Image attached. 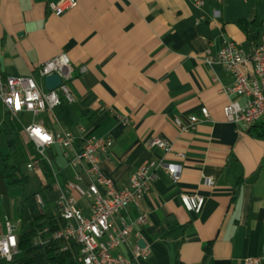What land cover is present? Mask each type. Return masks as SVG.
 Wrapping results in <instances>:
<instances>
[{"label": "crops", "instance_id": "obj_1", "mask_svg": "<svg viewBox=\"0 0 264 264\" xmlns=\"http://www.w3.org/2000/svg\"><path fill=\"white\" fill-rule=\"evenodd\" d=\"M59 1L0 0V69L5 75H36L44 62L68 57L79 115L70 129L113 140L101 166L117 187L152 161L181 166L177 182L158 166L151 192L139 207L124 211L129 220L147 216L130 241L133 246L143 240L149 251L136 264H174L177 256L185 264H245L249 257L264 264V134L254 136L251 127L240 129L224 118L223 105L243 98L221 92L234 78L215 59L224 40L251 54L264 30V0H202L201 6L194 0H76L77 7L56 15L50 3ZM244 69L251 72L252 64ZM189 115L201 120L184 132L174 118ZM40 116L50 119V130L66 128L43 114L33 118ZM8 118L0 102V133L9 135L10 145ZM22 135L26 138L24 129ZM152 136L165 138L171 150L148 148ZM47 151L60 152L65 160L57 169L50 165L56 192L76 194V172L62 149ZM209 178L212 185L206 184ZM40 179L45 182L43 174ZM5 193L0 194V237L5 218L15 216L6 186ZM183 193L204 196L199 214L185 209ZM81 204L89 214L87 202Z\"/></svg>", "mask_w": 264, "mask_h": 264}, {"label": "built area", "instance_id": "obj_2", "mask_svg": "<svg viewBox=\"0 0 264 264\" xmlns=\"http://www.w3.org/2000/svg\"><path fill=\"white\" fill-rule=\"evenodd\" d=\"M194 2L197 6L203 4L202 0ZM77 5L76 0H60L50 3V8L56 15H62ZM215 59L234 78L230 86L221 88V92L243 98V102L229 100L223 105L222 114L226 121L240 129H248L257 123L264 124V30L260 42L250 55L245 54L236 42L224 40ZM249 63L252 64L251 72L244 69ZM37 74L38 77L5 75L0 69V102L17 118L22 113H29L34 118L43 114L55 119L54 110L61 103V97L72 103L75 100L69 85L72 68L68 57L60 54L44 62ZM52 74L59 75L62 82L55 90L48 91L44 81ZM201 114L204 119L210 117V111L205 106L201 108ZM200 120L197 115H189L186 119L175 117L174 124L180 130L188 132L196 129ZM123 121L128 122V119L124 118ZM23 129L27 141L35 145L40 156L50 165L52 160L46 155V151L59 146L76 172V184L73 187L76 194L62 190L57 193L56 203L60 208V216L66 222V228L55 233L54 238L67 236L76 241L82 247L79 259L83 264H136L139 258L148 255V249L141 248L138 244L130 246L131 238L138 237L139 229L146 223V214L142 213L129 220L124 211L132 206L139 207L141 200L151 192L158 166H164L174 182L180 179L181 166L152 161L133 172L129 183L119 188L101 166V156L106 155L113 145L111 138L87 133L84 129H81L80 135L62 127L50 130L43 122L35 119ZM79 139L80 148H77ZM145 145L167 152L171 150L170 143L161 136H152ZM178 156L184 157V154L179 153ZM27 167L42 176L38 160L31 161ZM213 183L211 178L206 181L207 185ZM37 198L43 204L41 196L38 195ZM81 199L87 202L89 214L85 213ZM180 199L185 209L193 214H199L205 204V198L200 194L183 193ZM4 227L5 233L0 237V258L12 260L18 253L17 226L12 219L6 217ZM39 242L43 241L37 238L35 243ZM245 264H262V258H246Z\"/></svg>", "mask_w": 264, "mask_h": 264}, {"label": "trees", "instance_id": "obj_3", "mask_svg": "<svg viewBox=\"0 0 264 264\" xmlns=\"http://www.w3.org/2000/svg\"><path fill=\"white\" fill-rule=\"evenodd\" d=\"M38 77V74L35 75ZM55 118L64 127L73 128L79 121L78 110L74 103L61 97V103L54 110ZM11 144L1 155L4 182L14 200V223L17 226L18 253L12 260L0 258V264H83L80 261L81 246L72 238L62 236L54 238V234L66 228V222L60 216V208L56 203L57 192L54 188V176L49 162L42 158L32 142L24 140L22 125L9 111ZM25 124H29L24 117ZM51 123L47 119V124ZM254 136L264 134V124L251 126ZM80 148V145L77 146ZM38 160L45 182L27 170V165ZM21 190L20 195L14 194ZM40 195L43 204L37 196ZM169 226L160 230L164 233ZM40 238L43 242L35 243ZM211 243L205 247L206 259L211 254ZM174 264H185L177 256Z\"/></svg>", "mask_w": 264, "mask_h": 264}, {"label": "rangeland", "instance_id": "obj_4", "mask_svg": "<svg viewBox=\"0 0 264 264\" xmlns=\"http://www.w3.org/2000/svg\"><path fill=\"white\" fill-rule=\"evenodd\" d=\"M15 117V116H14ZM19 124H23L22 125V127H24V126H26L27 125V123L25 124V122H23L22 121V119H20V118H14ZM27 119L28 120H30V121H32L34 118H33V116L31 115V114H29V115H27ZM47 117H44V116H40L38 119H37V121H41V122H43V124L45 125V126H48V124H47ZM24 137V136H23ZM24 140H26V138H24ZM27 141V140H26ZM9 142H10V137H9V135H7V134H5V133H0V153L1 152H4V151H6V149L8 148V145H9ZM56 150V149H55ZM46 155L49 157V158H51V160H52V163L54 164V168L55 169H57L56 167H57V165H59V166H63L64 165V163H65V160H64V158L62 157V155H61V153L59 152V153H57V155H55V154H51L49 151H46ZM0 164H1V157H0ZM27 170H28V172L30 173V174H32V175H35V176H40V175H38L34 170H32V169H29L28 167H27ZM40 178V177H39ZM41 178H42V176H41ZM20 193H21V190H16L15 192H14V194H17V195H20ZM0 194L2 195V196H6L5 194V182H4V178L2 177L1 179H0Z\"/></svg>", "mask_w": 264, "mask_h": 264}, {"label": "water", "instance_id": "obj_5", "mask_svg": "<svg viewBox=\"0 0 264 264\" xmlns=\"http://www.w3.org/2000/svg\"><path fill=\"white\" fill-rule=\"evenodd\" d=\"M61 82H62V79L59 75L52 74L45 78L44 84H45V88L48 91H53L60 86ZM138 244L141 248H145L146 244L143 240H140Z\"/></svg>", "mask_w": 264, "mask_h": 264}]
</instances>
